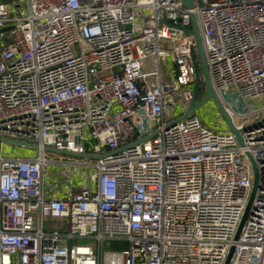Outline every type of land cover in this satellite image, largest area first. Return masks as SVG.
<instances>
[{
  "label": "built area",
  "instance_id": "built-area-1",
  "mask_svg": "<svg viewBox=\"0 0 264 264\" xmlns=\"http://www.w3.org/2000/svg\"><path fill=\"white\" fill-rule=\"evenodd\" d=\"M192 15L243 146L219 113L169 126L193 99ZM0 138L38 146L0 149V264H225L232 246L264 264V0H0Z\"/></svg>",
  "mask_w": 264,
  "mask_h": 264
},
{
  "label": "water",
  "instance_id": "water-1",
  "mask_svg": "<svg viewBox=\"0 0 264 264\" xmlns=\"http://www.w3.org/2000/svg\"><path fill=\"white\" fill-rule=\"evenodd\" d=\"M182 3L184 4V6L186 8H193L194 0H182ZM191 20H192V29L187 30L186 32L189 34H192L194 36L195 42H196V47L192 48V53H191L193 65H194L195 72H196V82H195V85L193 87V92H192L193 93V99H192L191 105L187 109L186 113H184L183 115L179 116L178 118H176L175 120L170 122L169 126H173L176 123L193 116L197 111H199L207 103L208 104L213 103L217 112L221 115L222 119L224 120V122L228 126L229 130L235 135V137L237 138L240 145L243 146V139L241 136L242 131L236 128L232 117L229 115V113L225 109L224 105L222 104L221 100L219 99L217 93L215 92V90L213 88L210 73H209V67L207 64L206 55H205V51H204V46H203V42H202V37H201V33H200V28H199L196 16L192 15ZM8 30L9 29H6V30L4 29L3 31H8ZM202 80L205 83V87H206L205 92L206 93H204V95L201 98H199L198 92H200ZM148 138H150V137L141 138L137 142L138 143L144 142ZM0 144H12V145L19 146V147L31 148V149H35V150L38 149L37 145L28 143L26 141H14V140H10V139L0 138ZM45 150L48 153H53L56 155H69V156H74V157H78V158H82V159L86 158V159L97 160V159H101L103 157L102 155H93V154H88V153L82 155V154H77V153L59 151L57 149L49 148V147L45 148ZM247 156H248L249 160L251 161V164H252V167L254 170V185H253V191H252V195H251L250 201L248 203L247 209L244 213L243 218H241L242 220H241L240 226L238 228L237 234L235 236V241H238V239H239L242 228L246 222V219L248 218V215L250 213V210H251L253 202H254L256 192H257L258 187H259V173H258L256 163L250 154H247ZM234 251H235V246H232L225 264H230L232 257L235 254Z\"/></svg>",
  "mask_w": 264,
  "mask_h": 264
},
{
  "label": "rangeland",
  "instance_id": "rangeland-1",
  "mask_svg": "<svg viewBox=\"0 0 264 264\" xmlns=\"http://www.w3.org/2000/svg\"><path fill=\"white\" fill-rule=\"evenodd\" d=\"M21 1H24V0H21ZM6 29H9V27L5 28V30ZM201 87H203V89L201 91L205 92V88L206 87H205V83H204L203 80H202ZM203 95H204V93H203ZM210 106L214 107V109L211 111L210 114H207L206 110H207V108L209 109ZM198 113H200V115L203 116V121L205 123H210L213 120L215 121L218 112H217L215 106L213 105V103H209V104L207 103L205 106H203L200 109V111ZM149 127H151L150 123L148 121H145L143 123V125H139L138 124L137 131L142 133V134H144ZM0 149L5 151V153L8 156H10V155L12 156V153L16 154V152L19 151V150L20 151H28V153H32V154L36 152L35 149L19 147V146H15V145H12V144H0ZM51 155L49 154V156H51ZM49 183H52V182L49 181ZM57 225H58V222H56V221H45V229L47 231H48V228H56ZM77 243L78 244H88V245H92V246L96 247V242L94 240H91V239H80V240H77ZM125 246H127L126 242L110 241V242L105 244L104 248H105V250H112V249L120 250V249H123Z\"/></svg>",
  "mask_w": 264,
  "mask_h": 264
},
{
  "label": "crops",
  "instance_id": "crops-1",
  "mask_svg": "<svg viewBox=\"0 0 264 264\" xmlns=\"http://www.w3.org/2000/svg\"><path fill=\"white\" fill-rule=\"evenodd\" d=\"M14 0H12L13 2ZM10 3V2H8ZM3 152V154L7 157H11V158H16V157H20V158H28V157H34L36 156V152L35 153H28V151H17L16 154L12 153V156H8L5 151L1 150Z\"/></svg>",
  "mask_w": 264,
  "mask_h": 264
},
{
  "label": "trees",
  "instance_id": "trees-1",
  "mask_svg": "<svg viewBox=\"0 0 264 264\" xmlns=\"http://www.w3.org/2000/svg\"><path fill=\"white\" fill-rule=\"evenodd\" d=\"M2 2H12V0H2ZM201 85H202V83H201ZM202 89H203V87H200V92H198L199 93V98H201L203 93H205V92L201 91Z\"/></svg>",
  "mask_w": 264,
  "mask_h": 264
}]
</instances>
